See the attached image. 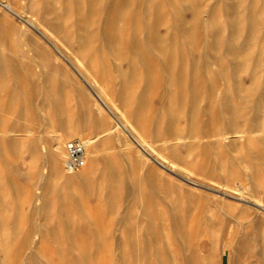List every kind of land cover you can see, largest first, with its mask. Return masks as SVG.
<instances>
[{"label":"rangeland","instance_id":"rangeland-1","mask_svg":"<svg viewBox=\"0 0 264 264\" xmlns=\"http://www.w3.org/2000/svg\"><path fill=\"white\" fill-rule=\"evenodd\" d=\"M7 1L0 264H264V0Z\"/></svg>","mask_w":264,"mask_h":264},{"label":"bare ground","instance_id":"bare-ground-1","mask_svg":"<svg viewBox=\"0 0 264 264\" xmlns=\"http://www.w3.org/2000/svg\"><path fill=\"white\" fill-rule=\"evenodd\" d=\"M0 3L2 5H4V7L9 11H12V12L17 11L13 7V5H11L7 0H0ZM90 84H92V86H96L93 84V81H90ZM95 96L97 97V99H99V102H102L104 104V106H106V108L111 109V106L109 105V103H107L108 100L104 97L103 92L99 88H96ZM99 108L101 110L102 105H99ZM122 122H123L124 128L131 129V126L129 125V123H127L125 121H122ZM110 129H111V127H108V128H105V129H103L99 132L93 133V134L92 133H85V132H87L88 129L84 130V126H77L75 128V133H73V134H69V133L65 134V133H63V131H61L62 129L55 130V132L53 134L55 140H54L53 147L51 150V154L54 156L53 159H54L55 170L60 171L61 162H63L62 161L64 159L63 156L65 155V150L63 149V145H64L63 144V137L68 136V138H70V137L75 136V135L81 136V139L87 145V150L85 152V161H86L88 156H92L94 154V152L96 151L97 140L100 137H102L105 133H107ZM134 136H135V138H136V140H137V142L141 148H143V149L149 148V141L146 138H143L139 134H136V133L134 134ZM68 138H66V140ZM65 141H64V143H65ZM82 166H84V164ZM81 167L77 168L76 170L80 169ZM75 173H78V172H75ZM186 177L189 179H193L191 176H186ZM193 180H195V179H193ZM258 205H261V207L264 208V205L262 203H258Z\"/></svg>","mask_w":264,"mask_h":264},{"label":"built area","instance_id":"built-area-1","mask_svg":"<svg viewBox=\"0 0 264 264\" xmlns=\"http://www.w3.org/2000/svg\"><path fill=\"white\" fill-rule=\"evenodd\" d=\"M64 150V165L68 171H74L85 164L86 144L80 137L68 138Z\"/></svg>","mask_w":264,"mask_h":264},{"label":"crops","instance_id":"crops-1","mask_svg":"<svg viewBox=\"0 0 264 264\" xmlns=\"http://www.w3.org/2000/svg\"><path fill=\"white\" fill-rule=\"evenodd\" d=\"M82 123H77L76 125L70 124V125L64 126V127H62L61 131H63V133H65V134L66 133L73 134V133H75V128L77 126H84ZM85 129H88L87 132H85V133H92L91 130L89 128H87L86 126H84V130ZM86 150H87V145H86Z\"/></svg>","mask_w":264,"mask_h":264}]
</instances>
